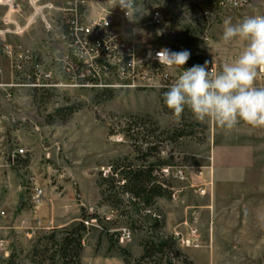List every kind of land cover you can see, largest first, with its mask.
<instances>
[{"label": "rangeland", "instance_id": "rangeland-1", "mask_svg": "<svg viewBox=\"0 0 264 264\" xmlns=\"http://www.w3.org/2000/svg\"><path fill=\"white\" fill-rule=\"evenodd\" d=\"M136 10L135 24L142 25L139 37L148 38L157 48L189 51L185 70L207 61L208 69L218 72L244 47L240 41H222L223 21L231 18L237 23L264 15V0H253L244 10H217L209 0L184 2L174 19L162 26L149 23L146 6ZM205 10L212 16L203 17ZM3 15L0 9V29ZM35 26L38 34L24 41L17 36L0 40V264H16L20 254L26 255V235L33 242L27 253L31 262L49 264L33 262V249L44 247L55 232L60 238L65 227L79 222L81 208L87 216H95L83 221L89 230L84 236L85 257L106 253L123 260L121 247L132 254L131 264H135L144 241L175 240L176 232L186 238L194 225L199 247H185L175 240L169 257L158 255L155 264L170 260L185 264L184 258L194 264H264V128L241 122L225 130L215 121L196 120L186 108L184 128L191 135L166 143L158 157L167 163L161 170H170L163 179L171 186V198H158L144 207L122 187L120 168L142 162L117 117L150 115L161 130L172 132L180 127V120L162 106L163 91L116 89L108 98L96 90L34 87L35 66L24 71L28 77L19 76L4 46L22 47L33 53L35 62L49 66L60 55L63 40L42 22ZM182 71L169 68L170 85ZM256 86L264 87V72L259 73ZM17 149H24L25 155L12 162L9 156ZM36 186L45 193L38 205L32 201ZM39 206L68 210L69 220L78 219L71 226L54 224L48 230H42L38 220L22 222L25 213ZM126 230L129 239L124 238ZM107 234L112 235L114 247ZM4 251L9 252L7 259ZM202 252V260L195 259Z\"/></svg>", "mask_w": 264, "mask_h": 264}, {"label": "built area", "instance_id": "built-area-1", "mask_svg": "<svg viewBox=\"0 0 264 264\" xmlns=\"http://www.w3.org/2000/svg\"><path fill=\"white\" fill-rule=\"evenodd\" d=\"M252 1L209 0L217 10H244ZM22 3L29 5L30 15L24 24H18L13 18L21 16ZM182 3V0H137V6L148 8L149 23L159 26L171 22ZM0 8L6 11L3 25L7 34L23 35L37 22H42L49 33L63 40L60 55L49 66L35 62L33 53L22 47L4 46L11 67L19 76L28 77L24 71L35 66L34 87L101 92L116 89L162 92L170 87L169 68L156 58L162 48L154 47L144 36L139 37L137 30L142 25L130 22L119 6L113 7V0H0ZM209 16L212 14L205 10L203 17ZM24 155V149H17L9 160L15 162ZM169 171V168L162 169V177H167ZM44 198L43 188L36 186L32 196L34 205L41 204ZM174 235L185 247H199L198 229L194 225L186 238L178 232ZM130 236V232L124 231V238ZM2 245L0 243V247Z\"/></svg>", "mask_w": 264, "mask_h": 264}, {"label": "clouds", "instance_id": "clouds-1", "mask_svg": "<svg viewBox=\"0 0 264 264\" xmlns=\"http://www.w3.org/2000/svg\"><path fill=\"white\" fill-rule=\"evenodd\" d=\"M130 22H138L137 0H113ZM225 44L234 40L244 47L232 62L218 72L208 69V62L184 69L190 58L187 50L173 52L162 48L156 53L165 67L182 68L175 82L164 93V103L176 118L187 108L200 122L215 121L225 130L243 122L253 128H264V87H257L259 73L264 72V15H253L233 23L223 21Z\"/></svg>", "mask_w": 264, "mask_h": 264}, {"label": "trees", "instance_id": "trees-1", "mask_svg": "<svg viewBox=\"0 0 264 264\" xmlns=\"http://www.w3.org/2000/svg\"><path fill=\"white\" fill-rule=\"evenodd\" d=\"M183 2L192 3L194 0H182ZM177 9V7L175 8ZM161 97V104L165 111L174 116L173 112L167 108L164 103V93ZM100 96H108L113 98L112 91H103ZM119 123L122 125L127 136L133 141L132 147L137 155V160L142 162L141 166H134L128 164L120 168V173L125 184L122 186L124 192L129 197L144 207H150L158 198H171V186L164 182L161 175V167L167 165L166 162L159 160V155L166 143L175 142L186 136H190L186 132L185 126V112L178 118L180 120V127L170 131L161 130L158 124L150 115H124L117 117ZM114 130V128H112ZM154 159L156 163H150ZM116 174V170L114 172ZM94 219V215H86L84 208H81V218L79 222L71 227H65L60 232V238L57 237L56 232L49 236L46 240L47 244L44 247L36 246L32 252V261H39L40 263L49 264H81L82 253L84 250V236L88 233V228L84 225V219ZM157 228L161 226L157 225ZM114 247L112 235H106ZM175 240L167 238L166 241L156 242L155 240H146L142 243L143 253L138 260H134L135 264H151L156 263L158 255L169 257L174 250ZM118 251L123 257L125 264H131L132 254L125 248L118 247ZM185 264H194L187 258H184ZM169 264H172L171 260Z\"/></svg>", "mask_w": 264, "mask_h": 264}, {"label": "crops", "instance_id": "crops-1", "mask_svg": "<svg viewBox=\"0 0 264 264\" xmlns=\"http://www.w3.org/2000/svg\"><path fill=\"white\" fill-rule=\"evenodd\" d=\"M21 7H22L21 16L13 18L18 24H24L27 21L28 15H30V8L28 4L22 3ZM3 11H4V15L1 19L2 29H0V40L6 41L9 37H15V36H11L5 32L6 27L3 25V18L5 16L6 11L5 10ZM38 24L39 22H37L35 25H38ZM35 25L28 30V31L31 30L30 32L27 31L25 34L17 36L19 38L18 41H24L25 37L27 38L30 36H36L38 33L36 32L37 28L35 29L36 27ZM67 216H68V210H58L55 206L52 208H49V207L44 208V206H39V207H34L28 213H25V215L21 218V220L22 222L30 221L31 224L33 223L35 224L36 220H38L39 225L43 227L42 230H45V229L48 230V229H51V226L54 224H56L57 227L71 226L78 219V217H76L74 219L69 220ZM26 237L27 238L24 240V245H25L24 247H26V255L20 254L18 259L16 260V264H33L31 262L30 256L29 255L27 256V253H29L30 249H32L33 247L32 238L28 237L27 235ZM10 245L11 243L8 242V246H7L8 249ZM3 254H4V259H7L9 257V252L4 251ZM86 254H87V247L85 245L81 264H124L122 258H120V256H117V255L109 256V255H106V253H99L95 255L94 257L92 256V258H89V257H85ZM203 257H204V253L202 252L195 259L202 260Z\"/></svg>", "mask_w": 264, "mask_h": 264}]
</instances>
